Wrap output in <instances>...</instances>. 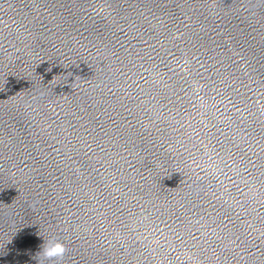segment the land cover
<instances>
[{
    "label": "water",
    "instance_id": "water-1",
    "mask_svg": "<svg viewBox=\"0 0 264 264\" xmlns=\"http://www.w3.org/2000/svg\"><path fill=\"white\" fill-rule=\"evenodd\" d=\"M264 264V0H0V264Z\"/></svg>",
    "mask_w": 264,
    "mask_h": 264
},
{
    "label": "clouds",
    "instance_id": "clouds-1",
    "mask_svg": "<svg viewBox=\"0 0 264 264\" xmlns=\"http://www.w3.org/2000/svg\"><path fill=\"white\" fill-rule=\"evenodd\" d=\"M67 250V245L61 239L54 236L43 238V243L34 259L36 264H55V261L62 258Z\"/></svg>",
    "mask_w": 264,
    "mask_h": 264
}]
</instances>
